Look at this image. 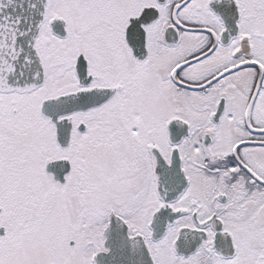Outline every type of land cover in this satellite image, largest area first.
<instances>
[{
	"label": "snow or ice",
	"instance_id": "snow-or-ice-1",
	"mask_svg": "<svg viewBox=\"0 0 264 264\" xmlns=\"http://www.w3.org/2000/svg\"><path fill=\"white\" fill-rule=\"evenodd\" d=\"M0 264H264V0H0Z\"/></svg>",
	"mask_w": 264,
	"mask_h": 264
}]
</instances>
